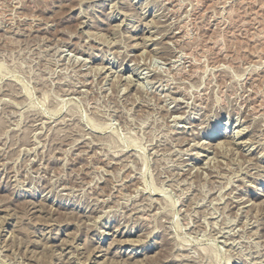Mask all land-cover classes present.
Returning a JSON list of instances; mask_svg holds the SVG:
<instances>
[{
  "label": "rangeland",
  "instance_id": "obj_1",
  "mask_svg": "<svg viewBox=\"0 0 264 264\" xmlns=\"http://www.w3.org/2000/svg\"><path fill=\"white\" fill-rule=\"evenodd\" d=\"M0 264H264V0H0Z\"/></svg>",
  "mask_w": 264,
  "mask_h": 264
},
{
  "label": "bare ground",
  "instance_id": "obj_2",
  "mask_svg": "<svg viewBox=\"0 0 264 264\" xmlns=\"http://www.w3.org/2000/svg\"><path fill=\"white\" fill-rule=\"evenodd\" d=\"M222 135V133L221 132H219V130L218 129H215L213 132H212V134L210 135V138H216V137H218V136H221ZM220 145H218V147H219Z\"/></svg>",
  "mask_w": 264,
  "mask_h": 264
}]
</instances>
